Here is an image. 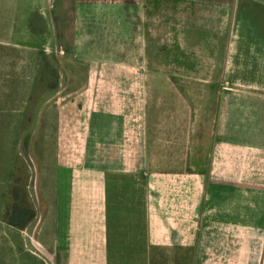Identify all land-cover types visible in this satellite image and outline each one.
<instances>
[{
    "label": "crops",
    "instance_id": "obj_1",
    "mask_svg": "<svg viewBox=\"0 0 264 264\" xmlns=\"http://www.w3.org/2000/svg\"><path fill=\"white\" fill-rule=\"evenodd\" d=\"M173 2L155 37L151 0H0V180L30 167L48 264H264V0ZM171 51L189 83L213 85L212 120L201 143L192 124L182 166L156 169L140 85ZM55 62L72 89L39 106Z\"/></svg>",
    "mask_w": 264,
    "mask_h": 264
},
{
    "label": "rangeland",
    "instance_id": "obj_2",
    "mask_svg": "<svg viewBox=\"0 0 264 264\" xmlns=\"http://www.w3.org/2000/svg\"><path fill=\"white\" fill-rule=\"evenodd\" d=\"M162 2L163 0H161L160 5L158 0H151L150 4L151 22L153 25L152 34L155 37L159 33L158 12L160 7L162 11V6H164ZM166 7L168 13L173 12V0H166ZM167 18V47L172 49L174 47L173 14H169ZM135 54L136 57H142L141 51ZM152 55H155V59L157 58V53H152ZM167 60L170 67H158V60H154L151 61L154 67L143 68L144 85H140V91L143 87L149 104V108L147 107V110H149L148 116L145 117L148 156L156 169H158V165L162 169L182 166V164L174 163L175 156H180L181 153L184 155L185 145L190 148L187 135H190L192 124L193 135L194 137L198 135L201 143L208 137V128H210L212 120V117H208L206 114V100L204 99L206 98V93L213 90V85L197 82L189 83L188 80L191 79L192 69L190 67L175 68L173 51L170 52V56L168 53ZM207 68V65L203 64L199 68L198 74L200 72L204 74ZM80 72L83 75L84 69H81ZM160 72L163 73L161 74ZM165 73L172 77V80L167 83L161 82L166 80ZM193 74L196 75L197 72H193ZM175 76L177 79L182 78L183 83H175ZM70 85L68 86L66 81H64L63 69L61 66L58 67L56 62L52 68L40 69V81L37 90L40 97L39 106L44 102L47 95L52 92L57 90H61V92L70 91L73 86L70 87ZM192 94L195 97V109L199 112V115L195 114L193 117L190 116ZM203 97L204 99L201 100ZM196 104H198L199 110H197ZM131 126L134 134H141L144 126L143 116L141 115L140 119L139 116L132 117ZM189 152H187V155H189ZM199 159L201 175L205 171V163H203L205 158L202 150H200ZM22 168L24 171H21ZM17 169H19L18 175H22V180L11 179L7 182L0 180V264H19L20 262L21 264H48L45 244H43L45 243V235L40 234L41 227L44 225L40 226L43 223L41 220L44 212L38 210L41 205L37 203L36 196L31 194L33 192V180L30 179L31 169L25 162H20ZM26 172L28 177H25V174L27 176ZM4 189L7 193H4ZM18 230L19 234L22 231L20 239L16 238ZM38 230L39 236L37 235ZM18 249L22 258L16 260L15 253Z\"/></svg>",
    "mask_w": 264,
    "mask_h": 264
},
{
    "label": "trees",
    "instance_id": "obj_3",
    "mask_svg": "<svg viewBox=\"0 0 264 264\" xmlns=\"http://www.w3.org/2000/svg\"><path fill=\"white\" fill-rule=\"evenodd\" d=\"M12 223H14V222H12Z\"/></svg>",
    "mask_w": 264,
    "mask_h": 264
}]
</instances>
